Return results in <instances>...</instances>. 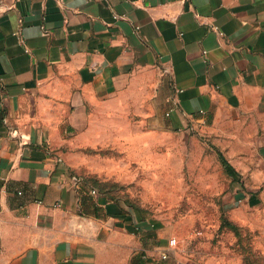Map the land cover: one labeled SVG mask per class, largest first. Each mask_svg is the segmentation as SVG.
<instances>
[{
	"label": "crops",
	"instance_id": "obj_1",
	"mask_svg": "<svg viewBox=\"0 0 264 264\" xmlns=\"http://www.w3.org/2000/svg\"><path fill=\"white\" fill-rule=\"evenodd\" d=\"M131 127L206 136L264 194V0H0V264H200L84 214L73 153Z\"/></svg>",
	"mask_w": 264,
	"mask_h": 264
},
{
	"label": "rangeland",
	"instance_id": "obj_2",
	"mask_svg": "<svg viewBox=\"0 0 264 264\" xmlns=\"http://www.w3.org/2000/svg\"><path fill=\"white\" fill-rule=\"evenodd\" d=\"M226 155L192 131L131 127L113 143L73 153L72 173L130 220L174 238L182 256L200 264H264V194L251 196L257 185ZM224 218L237 234L220 227Z\"/></svg>",
	"mask_w": 264,
	"mask_h": 264
},
{
	"label": "trees",
	"instance_id": "obj_3",
	"mask_svg": "<svg viewBox=\"0 0 264 264\" xmlns=\"http://www.w3.org/2000/svg\"><path fill=\"white\" fill-rule=\"evenodd\" d=\"M81 205L84 208V214H89V215H92L94 217L99 216V210L101 208L94 203L91 194L88 193V194H85L82 196ZM220 227L230 228L231 230H233L237 234V227L225 218L221 220Z\"/></svg>",
	"mask_w": 264,
	"mask_h": 264
},
{
	"label": "built area",
	"instance_id": "obj_4",
	"mask_svg": "<svg viewBox=\"0 0 264 264\" xmlns=\"http://www.w3.org/2000/svg\"><path fill=\"white\" fill-rule=\"evenodd\" d=\"M136 29H138V27H135ZM91 193H94V190H92V191H90ZM175 239L174 238H171L170 240H169V245H171V246H174V244H175Z\"/></svg>",
	"mask_w": 264,
	"mask_h": 264
}]
</instances>
